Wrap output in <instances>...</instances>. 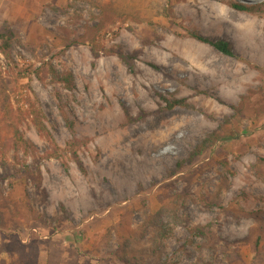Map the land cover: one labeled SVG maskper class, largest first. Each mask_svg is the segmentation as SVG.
I'll use <instances>...</instances> for the list:
<instances>
[{
	"label": "rangeland",
	"instance_id": "obj_1",
	"mask_svg": "<svg viewBox=\"0 0 264 264\" xmlns=\"http://www.w3.org/2000/svg\"><path fill=\"white\" fill-rule=\"evenodd\" d=\"M95 2L0 0V26L16 35L11 63L32 66L19 93L35 102L55 146L81 143V168L62 152L20 157L23 178L3 190L17 201L26 194L40 218L17 221L18 244L35 247L39 264H118L130 236V264H199L193 228L232 242L255 224L245 215L264 213V0ZM85 31L84 43L65 47ZM190 32L228 43L239 59ZM119 53L136 59L127 66ZM42 64L69 73L72 89ZM165 100L185 102L167 109ZM217 130L225 144L178 173L177 160ZM21 131L38 156L50 149L29 121ZM230 250L251 263L247 246Z\"/></svg>",
	"mask_w": 264,
	"mask_h": 264
},
{
	"label": "trees",
	"instance_id": "obj_2",
	"mask_svg": "<svg viewBox=\"0 0 264 264\" xmlns=\"http://www.w3.org/2000/svg\"><path fill=\"white\" fill-rule=\"evenodd\" d=\"M89 1L96 3L95 0H88V4H90ZM112 6L113 3L108 7ZM233 7L242 12H250L252 9L257 8V6H247L240 3H235ZM103 12L102 10V13ZM98 31H100V29H96L95 34ZM86 32L87 31L77 40L67 42L65 47L69 48L77 45L79 42L84 43L90 36V34L88 35ZM15 37V32L10 25L4 23L0 26V55L7 61L8 65L10 64L3 69L0 66V239L2 240V243H0V255L4 254L7 258V262H5V260H0V264H39V254L35 247L25 249L18 244L17 231L19 224L17 221L21 220L28 224L31 221L39 220L40 215L34 210L31 200L28 199L25 193L24 200L17 201L12 199L9 197L10 195L8 192H4V184L11 178L21 177L19 171L16 169L18 162L21 163L20 157H31L33 160L60 159L61 155L59 153L62 152L69 155L76 165L81 168V164L77 158V150L81 143L77 140L71 141L66 144L64 150H60L55 146L42 122V116L35 102L31 101L28 94L22 96L19 93L18 90L22 87L19 85V81L25 79L32 73V66L21 69L18 68L16 64L11 63L10 52ZM188 37L212 47L224 56L239 59L233 53L232 47L226 42L205 38L197 32H190ZM97 49L98 48H95V50ZM92 53L94 56H97V51L92 50ZM136 53L131 55L119 53L118 57L121 61L125 62L127 66H131L136 59ZM46 67L49 73H51L55 83L64 84L67 89H72V80L69 73L59 74V72H56L49 64H42L40 70H44ZM40 70L38 69L36 74H38ZM184 102V100L172 102L165 100L167 109L182 106ZM28 121L36 128L37 133L45 139L50 146V149L42 156L37 155L35 146L24 138L21 131V126ZM215 143H218L219 146L225 144L220 130L213 132L210 136L199 141L183 158L177 160L174 166L175 170L181 173L185 166L191 164L196 158L203 156L204 153L210 154L214 151L213 146ZM24 178L33 179L32 173L26 171L24 173ZM5 186L8 188V184H5ZM244 217L251 219L255 224L247 231V234L243 238L232 242L216 237L209 229V226L201 228L196 227L191 230L190 233L193 237L202 240L197 246L199 255L201 256V262L199 264H244L240 253L230 250L231 245L237 244L248 247L249 252L252 254V261L250 264H264V213L252 212ZM141 235H143V232ZM129 243L130 236L123 238L115 251L114 254L116 255L118 264H130L127 258H125L127 253L133 251L131 248L128 249ZM204 250L208 251L210 256L209 260L202 259ZM144 252L145 250H140V253ZM153 253L154 252H151L150 254L153 255Z\"/></svg>",
	"mask_w": 264,
	"mask_h": 264
}]
</instances>
